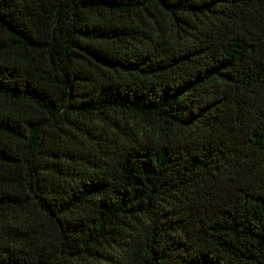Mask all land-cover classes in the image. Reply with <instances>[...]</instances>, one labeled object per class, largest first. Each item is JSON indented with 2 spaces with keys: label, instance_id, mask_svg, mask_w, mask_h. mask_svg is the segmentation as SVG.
Segmentation results:
<instances>
[{
  "label": "trees",
  "instance_id": "trees-1",
  "mask_svg": "<svg viewBox=\"0 0 264 264\" xmlns=\"http://www.w3.org/2000/svg\"><path fill=\"white\" fill-rule=\"evenodd\" d=\"M0 264H264V0H0Z\"/></svg>",
  "mask_w": 264,
  "mask_h": 264
}]
</instances>
